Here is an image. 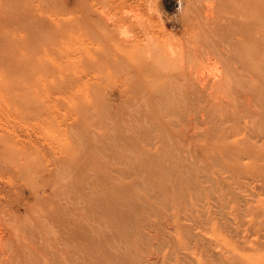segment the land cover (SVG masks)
Here are the masks:
<instances>
[{
	"label": "rangeland",
	"instance_id": "obj_1",
	"mask_svg": "<svg viewBox=\"0 0 264 264\" xmlns=\"http://www.w3.org/2000/svg\"><path fill=\"white\" fill-rule=\"evenodd\" d=\"M85 1L0 0V264H264V0H153L193 85L106 62Z\"/></svg>",
	"mask_w": 264,
	"mask_h": 264
},
{
	"label": "bare ground",
	"instance_id": "obj_2",
	"mask_svg": "<svg viewBox=\"0 0 264 264\" xmlns=\"http://www.w3.org/2000/svg\"><path fill=\"white\" fill-rule=\"evenodd\" d=\"M214 1L210 2L213 4V7L210 6L212 11L216 7ZM89 4L81 8V15H84L89 28L97 34L101 46H104L98 48L102 57L106 62L111 60L115 65L122 66L130 72L149 73L152 76L157 75L161 68H167L172 71L169 75L171 80L185 83L190 81L193 85L195 84V67L202 61L201 56L204 53L213 52V49L205 51V44L196 35L192 39L194 41L192 43L194 57L190 62L185 57L186 46L183 41H181L182 48L180 47L181 50L179 49L178 52H180L176 55H174L176 50L172 51L173 46L171 49V45L167 47L166 44H158L156 17L152 10L153 0H92ZM233 14L235 16V11ZM212 15L206 18V23L212 24L216 21V16ZM233 24L232 41L235 40V17ZM80 44H83L82 38Z\"/></svg>",
	"mask_w": 264,
	"mask_h": 264
}]
</instances>
